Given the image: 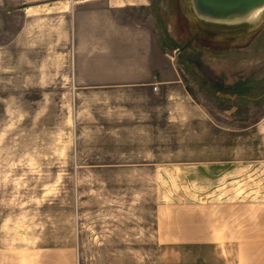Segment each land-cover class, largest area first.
<instances>
[{
  "label": "rangeland",
  "instance_id": "rangeland-1",
  "mask_svg": "<svg viewBox=\"0 0 264 264\" xmlns=\"http://www.w3.org/2000/svg\"><path fill=\"white\" fill-rule=\"evenodd\" d=\"M154 6L186 113L179 92L81 91L65 57L0 51V264H264V12Z\"/></svg>",
  "mask_w": 264,
  "mask_h": 264
},
{
  "label": "crops",
  "instance_id": "crops-1",
  "mask_svg": "<svg viewBox=\"0 0 264 264\" xmlns=\"http://www.w3.org/2000/svg\"><path fill=\"white\" fill-rule=\"evenodd\" d=\"M154 3L155 0H0V21L18 19V24L11 26L14 29L6 27L9 22H0V34L6 35L0 40V51L38 50L49 58L65 57L70 61L73 87L81 91L160 95L168 101L179 92L182 104L176 107L186 113L189 106L181 94L180 75L161 40L162 34L170 33L169 22L155 15ZM150 112L154 113L148 107L140 108V120L134 127L140 140L153 128ZM166 113L170 121V107ZM140 144L147 145L143 141Z\"/></svg>",
  "mask_w": 264,
  "mask_h": 264
},
{
  "label": "water",
  "instance_id": "water-1",
  "mask_svg": "<svg viewBox=\"0 0 264 264\" xmlns=\"http://www.w3.org/2000/svg\"><path fill=\"white\" fill-rule=\"evenodd\" d=\"M193 16L204 23L239 26L264 12V0H188ZM256 15L253 16V14Z\"/></svg>",
  "mask_w": 264,
  "mask_h": 264
},
{
  "label": "bare ground",
  "instance_id": "bare-ground-1",
  "mask_svg": "<svg viewBox=\"0 0 264 264\" xmlns=\"http://www.w3.org/2000/svg\"><path fill=\"white\" fill-rule=\"evenodd\" d=\"M256 15V13L253 14V16Z\"/></svg>",
  "mask_w": 264,
  "mask_h": 264
}]
</instances>
